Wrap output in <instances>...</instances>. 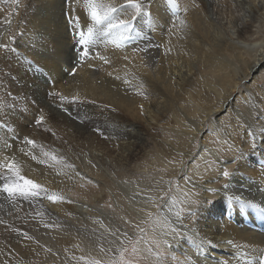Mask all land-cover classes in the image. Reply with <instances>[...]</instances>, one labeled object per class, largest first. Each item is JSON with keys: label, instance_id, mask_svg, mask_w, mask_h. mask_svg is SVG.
<instances>
[{"label": "rangeland", "instance_id": "rangeland-1", "mask_svg": "<svg viewBox=\"0 0 264 264\" xmlns=\"http://www.w3.org/2000/svg\"><path fill=\"white\" fill-rule=\"evenodd\" d=\"M35 1L0 0V56L2 57L0 58V76L2 75V78L6 80L8 79V83L13 81L12 84H15L14 87H18L17 90L21 93V95L23 94L22 98L19 94L18 97L22 99L21 101L25 106H27L26 104L28 103H33L35 106V103H37V107L35 106V113L38 118L43 116V121L49 125L48 128V125L42 127L43 122L37 125L34 123L32 124V122H27V133L31 132V134H36L42 145H45L53 151L55 150V152L57 150H62L64 152L65 150L66 153H68L67 155L70 157L72 166H76L79 169L83 168V170H85V173L87 174L85 180L76 183V186L69 191L71 198L74 200L90 199L91 194L93 193H103V199L99 201L97 205L103 208V210H107L106 212L109 213V217H100L101 219L98 217L90 218L91 222L85 224L88 227L86 228V226L83 225L84 228L87 229L81 232L84 238H81V236L77 234L76 238L78 239H75L71 244L63 246L62 253L64 256H58V254L52 253L51 250L49 251L48 248L47 252L45 251L44 254H38L28 262L27 258L32 254L30 250L21 251V257H17V254L9 248V245V247L5 249V258L9 259L12 256V258L16 260L17 264H86L87 259L89 258L103 260L106 259L107 256L115 253L116 248L119 246L120 238H122V233L128 232L129 236L133 240H135L138 235H141L138 229L134 227L135 225H139L145 229V232L142 235L144 236V239L148 241L146 244L147 247H151V251L148 253L140 246L142 251L139 264H158L159 262L155 259V257H158L156 255L157 252L160 253L158 258L164 260L167 264H181L180 255L168 249L161 237L156 234L155 227L153 226V221L157 218L155 211L158 208L157 205H159V207L162 205L163 199H172L174 197L175 191L184 180L186 181L189 179L196 181L195 177L197 175H199L201 179H205L207 174L204 175V172L209 171V169L212 172L215 171V175L222 176V178L218 179V182H216L220 186H230L231 181H242L240 179H243V175L240 172L241 169L239 168V162L236 158L237 152L234 148V141L237 139L239 132L238 129L234 127V116L232 113L234 112V108H237L238 110L240 109L243 112V115H246L245 117L247 118L249 117L250 119H253V122L258 117L257 121H259L260 125L264 127V58L263 65L258 69L252 70L255 63L254 54L258 53L259 50L264 49V0H188L196 3V6L200 11L203 10L205 14L208 13L209 16H212L215 22L220 25L219 27H222V31L224 30V34L226 37L228 36L231 42L234 41V43L239 44L244 48L242 50V60H238L234 51H227L224 58L229 67L224 70V72L226 74L227 71L231 78L229 76L222 77L218 70L211 71L210 73L208 71L205 75L209 81H212L209 83L202 78V73L199 72V74L196 75L197 72H194V75L191 78V83L187 81L182 83V81H180L175 84V87L171 91H165V94L162 97L163 103H159V99H155L156 102L147 100L145 95L139 92L140 89H142L140 80L135 81V79H131V85L129 84V80H125L123 84H121L122 88L119 87L118 89L129 96L138 97L137 99L139 102H136V106L138 103L139 105L137 107L139 108L134 117L133 114L128 112L124 107H116V104H112L104 98L95 100L84 95L83 97L73 96L64 94V92H61L59 89H52V87L49 86L50 82L48 84L49 79L46 72L41 70L38 64H30L32 59L28 58L26 51L23 50L25 44L22 42H24L26 34H31V37L33 38L39 33V31L36 32L34 29H30L32 28L31 19L38 14L39 10V6L36 4L37 1ZM68 1L64 0L62 5L64 9L62 8V12H59L58 15L59 18H66L68 30L74 37L72 41L75 43H73V45L69 44V46L66 44L65 46L67 48L65 46L63 48L67 60L74 66L72 68L74 73L71 74H75L77 69L85 67L81 72L86 70V75L84 74L86 77H89V75L92 74L94 79H98L99 76H104L103 78L109 77L108 82L112 83V87L116 89V74L114 72L107 71L108 69L105 71L103 70L106 66L113 67L114 64H117L115 57L112 55L113 52L111 51V48L106 47L107 44H111L115 48H118L119 44L120 50H123L124 48L126 49L127 47H131L133 49L134 47L141 48V56L144 60L149 62L148 65L150 67L158 65L161 67L164 66L165 69L166 67L171 69L181 67V70L184 66L187 68L190 66L192 67V65H196V63V66L199 65L197 61L200 60V56L193 50V48H191L193 45L190 44L189 45L191 47L188 44H186L188 46L184 45L181 52L174 58L173 62L169 61L170 58L166 60V57H161L163 46L160 38L154 32L156 28L153 26L154 19L152 15V7L154 3H157V1L159 3L161 0H147V4L145 5L146 12H150L151 15L149 16L145 14L139 17L130 31L122 34L115 31L112 33L99 32L96 38V43L90 47L89 56L84 59H79L78 53L80 52L81 46L77 43L78 36L76 35V30L81 29L86 31L83 26L89 23V18L86 14V8L85 13L77 15V5H74L73 7V5H71L72 3L70 4ZM254 1H257L259 4L256 6ZM67 3L70 4V6ZM123 4L124 3L118 5ZM151 4L153 5L151 6ZM65 5L72 8L66 10ZM207 6L210 9H208ZM29 7L31 12L29 11ZM171 8L175 19H179L178 21H175V23L173 21V24L183 26L180 30L185 31L186 33L188 24L193 25L191 18L187 13L185 16L183 15V8L182 10L181 7L180 9L173 6ZM129 9H126L128 11L127 14L131 12V9ZM40 10L43 11L44 8H41ZM70 11L72 13L75 11V13L72 14ZM185 12L186 11L184 10V13ZM124 13H126V11H124ZM60 14L63 16L61 17ZM127 14H123V18H125ZM181 18L182 20L184 19V22L180 21ZM187 18L188 20L185 21ZM74 21H76L75 25L73 24ZM22 24L25 25V27ZM99 27L100 26H97L98 29ZM29 29L30 31H28ZM187 30L188 32L192 31L191 28H188ZM41 33L43 32L41 31L39 34L41 35ZM119 40L120 42H118ZM174 40L177 41L176 38ZM170 42L172 43L173 40L167 42L168 44L166 43L169 50L172 49ZM4 45H7V47H4ZM71 47L72 49H70ZM25 57L28 59H25ZM10 60L13 62L10 63ZM21 61L23 63H21ZM80 64L81 66H79ZM94 64L96 66H94ZM186 68H184V70H186ZM205 69L206 68H203V70ZM245 69L251 71L250 77L246 80H242L235 86L238 76L244 73ZM99 70H101V74ZM211 73L214 76H212ZM74 76L75 75H73L72 78ZM74 79H71V83H68L69 86H72V91L76 88L75 82L77 78ZM98 81L100 82L101 79H98ZM133 83L135 84L133 85ZM206 84L212 85L214 88L209 85L208 88ZM43 85L46 87L44 88L46 93L43 98L45 104H43V101L41 100H38L41 101V103L36 101L37 97L35 94L36 92L38 95V92L40 91L39 88L41 89ZM229 85H233L235 88L232 89V92L230 91L232 100L225 103L224 100L228 97L227 88ZM246 85H251L250 87L254 90V92L246 90ZM48 87H51V89H48L47 92L46 90ZM27 88H31L32 90L35 88V91L33 90L34 93L28 95L25 91ZM30 95L32 97H30ZM61 96L67 97V99H61ZM202 96L204 97L202 98ZM74 97L76 98L75 100H73ZM139 97H144V99L142 98L140 100ZM140 102L144 103L140 104ZM139 109L141 110V116H139ZM144 109L146 110L144 111ZM137 113L139 114L138 116ZM153 116L154 118H152ZM142 117L144 119H142ZM65 119L68 121L67 124L64 123ZM202 122L203 124H201ZM174 123L175 125H173ZM183 123H185V125ZM198 126L203 129L201 133H197L198 129L196 130L195 127L199 128ZM55 127L60 130H55ZM232 127H234V129H232ZM97 129H99V131H97ZM53 130L60 139L61 132V136H63L62 138L65 140L61 149H59L57 145H53L54 137H51L53 136L51 135V131ZM38 131L42 132L40 133ZM121 132H124V134L119 135ZM235 133L238 134L236 135ZM133 135L135 137H132ZM24 136L33 140L32 135ZM85 139H87V141H85ZM229 139H231V141ZM28 146L30 147V145ZM114 151L115 153H112ZM187 152H190L191 155L187 156ZM97 155L100 156V159L98 157L96 158ZM108 155L109 157H114V162L109 159ZM104 157L108 158L105 159ZM123 157L127 158L123 159ZM112 163H117L116 167L112 165ZM94 166L96 168H93ZM110 169L111 171H108ZM225 170L230 173L227 177L223 175ZM70 177L74 178L72 174ZM161 179L165 180V185L163 187H161L160 184ZM244 179L246 182H244L245 185L253 182V180L247 176ZM127 183L135 184V187L141 186L142 189H138V187L130 188L129 191H126V193L125 190H128V185H126ZM189 183L187 184L193 189V194H190V196L186 198L189 202L182 203L185 198L181 200L176 198V203L179 207L184 209L179 216L186 215L190 212L191 221L189 223L193 224L197 220L196 216L200 212L201 204L206 201L208 205H213L216 198H204L203 194L200 192L201 188L195 185L192 186ZM261 188L263 192L260 193V195H263V184L261 185ZM130 194L149 198L147 199L149 202L142 198L130 196ZM131 199L136 200L138 205L132 206L130 204ZM24 201L31 204H36V202H38L36 198L24 199ZM149 214L153 215L150 216ZM145 215L148 218L144 221L140 220V217L144 219L143 217ZM25 223H27V221ZM56 228L58 229V226H56ZM112 233H116V236H113ZM152 241L158 242L159 248H157ZM141 242L144 243L143 241ZM95 244L98 245V248ZM90 246L99 250V255L94 254V251L96 250H91ZM101 247H104L105 249L111 248L112 252L102 253L100 250ZM48 253L51 255L55 254L57 259L50 258L49 256L51 255ZM82 256L85 257V260L79 259Z\"/></svg>", "mask_w": 264, "mask_h": 264}, {"label": "bare ground", "instance_id": "bare-ground-1", "mask_svg": "<svg viewBox=\"0 0 264 264\" xmlns=\"http://www.w3.org/2000/svg\"><path fill=\"white\" fill-rule=\"evenodd\" d=\"M36 1H37L36 4H38L39 6V10L41 8H44V10L43 11L40 10L39 12V10L36 8L38 10V14L31 19L32 28L30 29H34V31L36 32L39 31V33L42 31L43 33H41V35L42 34L43 35L41 36L38 33L37 36H34L32 38L31 34H26L27 36L25 35L24 42H22L25 44L23 50L26 51L28 58L34 60L36 64L40 66L41 70H44V72H46L49 79L48 84L50 82L49 86H51L52 89L53 88L59 89L61 92H64V94H68V95L79 96V97H83L84 95L93 98L95 100H100L104 98L108 102L112 104H116V107L117 106L122 108L124 107L128 112L133 114V117L135 116L136 111L139 108L137 107L139 105L138 103L136 106L138 97L129 96L123 91H120L118 89L119 87L122 88L121 84H123L125 80H129L130 85L132 83L131 79H135V81L140 80L142 89H140L139 92L143 93L147 98V100H152L156 102L155 99H159L158 102L163 103L162 97L164 96L165 91L166 92L171 91L175 87V84L179 83L180 81H182V83L184 81L191 83V78L193 77L194 72H197L196 75H198L199 72L202 73L201 75L202 78L208 81L209 83L212 81H209V79L205 75L208 71L210 73L211 71L218 70L221 73L222 77H226V76L230 77L227 71L226 74L224 72V70H226L229 67V65L226 63V60L224 58V56H226L227 51L229 50L234 51L235 55L238 57V60H242V50L244 48L239 44L234 43V41L231 42L228 36L226 37V35L224 34V30L222 31V27L220 28L219 27L220 25L217 24V22H215L214 18L212 16H209V14L207 13L208 9H210L208 8V6L206 12L207 14H205L202 9H201L202 11L198 9L196 3H193L188 0H177V3L179 5L178 8L180 9L181 7V10L183 8L182 10L183 15L185 16V14L187 13L188 16L191 18V22L193 24V25L188 24L185 33V31L180 30L183 26H180L178 24H173V21L175 23V21H178L179 19L178 20L177 18L175 19L173 15L174 13L172 14V10H171L172 5H170L165 0H161L159 1V3L156 0L158 4L152 2L154 3V5L151 4V6L153 5L152 15L155 24V25L153 24V26L156 28L154 32L160 38L161 44L163 46L161 51V57L163 58L166 57V60L170 58L169 61L173 62L174 58L176 57L177 54L181 52V49L184 47V45L190 44L193 46L192 47L190 45L189 46L193 48V50L196 53H198L200 56V60L197 61L199 65L196 66L197 65L196 63V65H192V67L190 66L186 68L184 66L183 69L181 70H180L181 67L173 68V69L168 67H166L165 69L164 66L161 67L159 65L155 67H150L148 65L149 62L144 60V58H142L141 56L142 54L140 52L141 48L134 47L133 49L131 47H127L125 49L123 47L124 49L121 48L123 50H120L119 44H118V48H115L111 44H107L106 47L111 48V51L113 52L112 55L113 57H115L116 59L115 61H117V64H114L113 67L106 66L103 68V70L105 71L106 69H108L107 71L114 72L116 74L117 83H116V89H114V87H112V83L108 82L109 77L103 78L104 76L103 77L99 76L98 79H101L100 82L98 81V79L93 78L92 76L93 74L89 75V77H86L85 73L87 71L84 70V72H81L85 67L80 69L76 68L77 70L75 74H71L74 73L72 70L74 66L71 65V63L67 60L63 48L66 44H68V46L69 44L73 45V43H75L74 41H72L74 37L70 34L68 30V24L66 18L62 17L63 15L61 16V14L60 16L62 18H59L58 15L59 12L60 13L62 12L61 10L63 8L62 5L64 3V0H36ZM68 2H70V4L72 3L71 5H73V7L74 5H77V10H76L77 15H81L82 13H85V5L81 2V0H69ZM111 2L115 5H118L121 3H125V0H111ZM70 4L68 5L70 6ZM254 4L257 6L259 3L257 1H254ZM71 8L72 7L66 6V10L67 9L69 10ZM185 9L186 12L184 13ZM30 10L31 9L29 7V11ZM127 10H125L126 13L123 14H127L128 12ZM125 18H127V16ZM187 20L188 18L185 21ZM180 21L184 22V19L182 20L181 18ZM23 26L25 27V25ZM188 28H191L192 31L188 32L187 30ZM30 29L28 31H30ZM175 38L177 39V41L174 40ZM171 40H173L172 43L170 42L172 49L169 50L167 47L168 44L167 42ZM118 42H120V40ZM70 49H72V47ZM67 55H68V51H67ZM0 58L2 57L0 56ZM263 58H264V49L259 50L258 53L254 54L255 63L252 70L258 69L263 65ZM11 62L13 61L10 60V63ZM21 63L23 62L21 61ZM79 66H81V64ZM94 66L96 65L94 64ZM184 68H186V70H184ZM203 68L206 69L203 70ZM247 70L245 69L244 73L238 76V79L235 82V86L236 84L240 83L242 80H246L248 79V77H250L251 71L250 70L247 71ZM99 71L101 74V70ZM73 75L75 76L72 78ZM6 76L9 77L8 75ZM74 78H77L75 82L76 91L75 90L72 91L73 90L71 89L72 86L68 85L69 82L71 83L70 80ZM12 82L13 81L8 83V79L6 80L2 78V75L0 76V160H2L4 157H15L16 161L19 162V164L22 166V170H23L22 174L24 176H26L29 179H32L36 183L44 185L49 190V195L51 194L62 195L64 197V200L53 202L47 199L42 194L40 197L36 198L38 201L36 202V204H31L29 202L24 201L22 197L17 198L16 200H11L7 197L6 193H0V264H17L16 260L12 258V256L9 259L5 258L6 255L5 249H7L9 245H10L9 248H11L12 251H14L17 254V257L18 256L21 257L22 255L21 251L30 250L32 254L28 256L27 258L28 262L32 260L33 257H36L38 254L41 253L44 254L45 251L47 252L48 248L52 251V253L58 254V256L59 255L64 256V254L62 253L63 246L71 244L74 242L75 239H78L76 238L77 234H79L81 238H84L81 232L87 229H85L83 225L90 223L91 222L90 218L109 217L108 216L109 213L106 212L107 210H103V208L97 205L98 202L103 199V193L102 194L93 193L91 194L90 199L74 200L73 198H71L69 191L76 186V183L85 180V177L87 175L85 173V170H83V168L81 167H80L81 169L77 168L76 166L73 167L70 162V157L67 155L68 153H66L65 150L64 152L62 150L60 151L57 150L55 152V150L53 151L52 149L46 147L45 145H42L41 141L38 139L36 134L34 133L31 134V132L27 133L28 132L27 122H32V124L34 123L35 125H37L36 121L39 119L37 114L35 113L36 111L35 106L37 103H35V106L33 105V103H28V104L25 103L27 105L25 106L24 103L21 101L22 99L18 97V94L21 95V93L17 90L18 87L15 88L14 87L15 84H12ZM134 84L135 83H133V85ZM206 85L208 87L209 84ZM209 86L214 88V86L212 85ZM235 86L229 85V87L227 88L228 97L225 98L224 100L225 103H228L232 100L231 92L233 91L232 89H234ZM250 86L251 85H246V90L254 92V90ZM51 87H48L46 91L48 92V89L50 90ZM44 88H46L44 85L41 87V89L39 88L40 91L38 92V95L35 92L36 97L38 98L37 99L35 97L36 101L41 100L43 101V104H45L43 98H44V94L46 93ZM33 90L35 91V88H33ZM33 90L31 88H27L25 91L29 95L34 93ZM30 97L32 96L30 95ZM203 97L204 96H202V98ZM139 98L140 100L142 98L144 99V97H139ZM41 101L38 102L41 103ZM142 103L140 102V104ZM145 110L146 109H144V111ZM139 114L137 113V116L138 115L141 116V110ZM232 114L234 116L233 118L234 127L238 129L239 132L237 139L234 141V148L235 151L237 152L236 158L239 162V168L241 169L240 172L243 175L242 177L243 179L246 178L247 176L248 178L252 179L253 182L245 185L246 183L245 179L244 180L240 179L242 180L241 182L237 180L233 182L231 181L230 186H220L216 182H218L217 180L221 179L222 176L215 175V171L212 172L210 169L209 171L204 172V175L207 174L205 179H201L200 176L197 175L195 177L196 181L189 179L186 181L184 180L185 183L183 181L181 185L178 187V189L175 191V195L177 196L176 197L174 195L175 199L176 198H178V200H181L183 198L186 199L188 196H190V194H193V189L190 187V185L187 184L189 183V181H190L189 184H191L192 186L195 185L201 188L200 192L203 194L204 198H211V197L216 198L213 205H208L206 201L201 204L200 212L198 210L199 213L196 216L197 220L193 224L189 223L191 221L190 212L187 213L186 215L177 216L176 211L178 210V208H180L177 205V203L173 204L172 199L170 198L168 199L162 198L163 203L155 211L156 216L159 217L162 215H167L169 221L171 222L172 227H163V228L159 227L154 223L155 220L153 221V226L155 227L156 234L161 237L163 242L164 241L168 242L166 244L167 248L170 249L172 252L180 255L181 261L180 260L179 261L180 263L182 262L181 264H223L224 261H227L228 264H261L260 257L264 254V213L259 212L255 208L242 205L237 200H234L233 197H238L241 200L264 202V194L260 195V193L263 192L261 185L262 184L264 185V127H262L259 121H257L258 117L253 122V119H250L249 117L248 118L245 117L246 115H243V112L240 109L238 110L237 108H234V112ZM143 117L142 119H144ZM152 118H154V116ZM64 123L67 124L68 121L65 119ZM183 124L185 125V123ZM201 124H203V122ZM47 125L48 124L45 121H43L42 127H45ZM173 125H175V123ZM56 127L55 130L59 131L60 129H56ZM198 127L199 128L195 127L196 130L198 129L197 133H201L203 129L200 126ZM234 127H232V129H234ZM51 132H52L51 135H53L51 137H54L53 145H57L58 148L61 149V147L65 143V140L62 138L63 136H61V132H60L61 139L57 137L54 130ZM123 134L124 132L119 133V135H123ZM24 135H32V138L36 142L37 147H33L32 145H30L29 147L27 144H25ZM253 136L255 137L254 144L251 139ZM132 137L135 136L133 135ZM229 140L231 141V139ZM85 141H87V139H85ZM20 149H24V152H21ZM29 149H31V152L37 156L36 160L32 159L31 155L24 154L25 152H28ZM43 152H47L50 155L47 158H45L43 156ZM112 153H115V151ZM190 155H191L190 152H187V156ZM52 156H55L58 159L53 160ZM97 157L100 159L99 155H97L96 158ZM108 157L106 158L104 157V158L107 159ZM125 158L127 157H123V159ZM109 159L113 160L114 162V157L110 156ZM109 159L108 161H110ZM40 160H45V162L41 163L39 162ZM112 165L116 167L117 163L116 164L112 163ZM93 168L96 167L94 166ZM108 171H111V169ZM71 174L74 176V178L70 177ZM160 184L161 187H163L165 185V180L161 179ZM126 185H128V190H125V192L129 191L130 188L138 187V186L135 187V184L132 183L131 184L127 183ZM138 189H142V187L140 186L138 187ZM209 189H216L217 191L213 192V191H209ZM185 193L188 194L187 197H185L184 195ZM130 196H135L137 198H142L145 200L149 199L146 197H141L139 195L130 194ZM147 202L149 201L147 200ZM130 204L132 206H135L138 205V202L134 199H131ZM169 207L172 208L171 212L167 211ZM146 215L143 217L144 219L140 217V220L143 221L146 220V218H148L146 217ZM26 221L27 223H25ZM56 226H58V229L56 228ZM87 227L88 226H86V228ZM29 237H32V239H29ZM25 238L28 240H26ZM207 241H211V244H208ZM228 241H233L234 244H229ZM235 245H238V247ZM95 246H97L98 248L97 244H95ZM140 246L143 249H145V251H147L148 253L150 252L147 250L148 247L146 244L141 242ZM92 249L93 251L96 250L95 248L91 247V250ZM98 252L99 250H96L94 251V254L99 255ZM55 254L52 255L49 254L51 255L49 257L52 259L54 258L57 259V256L55 257ZM155 259L157 262H159L158 264H167L164 260H161L158 257H155Z\"/></svg>", "mask_w": 264, "mask_h": 264}, {"label": "snow or ice", "instance_id": "snow-or-ice-1", "mask_svg": "<svg viewBox=\"0 0 264 264\" xmlns=\"http://www.w3.org/2000/svg\"><path fill=\"white\" fill-rule=\"evenodd\" d=\"M85 5L86 14L89 18V23L83 27L86 29L76 30V35L78 36L77 43L81 46L80 52L78 53L79 59H84L90 54L91 45L96 43V38L99 32L112 33L113 31L122 34L130 31L135 21L142 15H151L150 12H146L145 5L147 0H125L123 5H115L111 0H81ZM167 2L173 7H178L177 0H167ZM131 9L132 11L127 14V18H123V13L126 9ZM186 11V9H185ZM76 21L73 22L75 25ZM97 26H100L99 29ZM7 47V45H4ZM25 59H28L25 57ZM35 61H30L31 65H35ZM71 71V70H70ZM61 99H67V97L61 96ZM76 98L74 97L73 100ZM142 107V106H141ZM44 117L40 116L36 121L37 124L43 122ZM14 131V130H13ZM99 131V129H97ZM253 144L255 143V137L252 138ZM24 143L27 145H32L37 147V144L34 140L29 139L28 137L24 138ZM7 146V145H6ZM21 152H24V149H20ZM25 155H31V158L36 160L37 156L31 152L29 149L28 152L24 153ZM50 154L43 152V156L47 158ZM53 160H56L55 156H52ZM62 159V158H59ZM39 162L44 163L45 160H40ZM22 166L19 162L16 161L15 157H4L0 160V193H6L7 197L11 200H16L17 198L24 199H35L40 197L42 194L49 199L50 201H62L64 197L62 195L51 194L49 195V190L42 184L36 183L32 179L27 178L22 174ZM225 177L229 176L230 173L225 170L223 172ZM209 191H217L216 189H209ZM187 197V193L184 194ZM234 200H237L244 206L252 207L257 209L259 212L264 213V202H254L251 200H241L238 197H233ZM189 201L185 199L182 203H188ZM172 203L176 204L175 197L172 198ZM159 207V205H157ZM184 209L182 207L178 208L176 215L179 216ZM168 212L172 211V208L167 209ZM152 216L153 214H149ZM154 223L159 227H172L171 222L168 219L167 215L159 216L155 219ZM135 228L138 229L141 235H138L135 240H133L128 232L122 233V238H120L119 246L116 248L115 253L106 257V259H96L89 258L87 259L86 264H139V259L141 258V248L140 244L143 241L145 244L148 243L142 235L145 232V229L139 225H135ZM175 230V229H174ZM27 235V234H25ZM113 236H116V233H112ZM32 239V237H29ZM153 244L159 248V243L152 241ZM167 244V241H164ZM208 244H211V241H207ZM229 244H234L233 241H228ZM238 247V245H235ZM102 253L112 252L111 248L105 249L101 247ZM148 251H151V247H148ZM50 251V249H49ZM156 255L159 257L160 253L157 252ZM79 259L85 260V257H80ZM261 264H264V255L260 257ZM223 264H228L227 261H224Z\"/></svg>", "mask_w": 264, "mask_h": 264}]
</instances>
